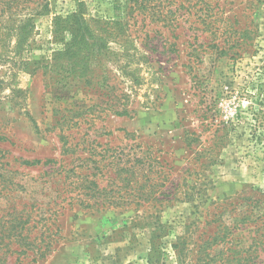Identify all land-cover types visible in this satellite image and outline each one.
<instances>
[{
	"label": "rangeland",
	"instance_id": "374dc122",
	"mask_svg": "<svg viewBox=\"0 0 264 264\" xmlns=\"http://www.w3.org/2000/svg\"><path fill=\"white\" fill-rule=\"evenodd\" d=\"M15 220L4 264H264V0H0Z\"/></svg>",
	"mask_w": 264,
	"mask_h": 264
},
{
	"label": "trees",
	"instance_id": "16d2710c",
	"mask_svg": "<svg viewBox=\"0 0 264 264\" xmlns=\"http://www.w3.org/2000/svg\"><path fill=\"white\" fill-rule=\"evenodd\" d=\"M66 20H67V26L69 28V31L72 33V43H71L70 47L67 46L65 48L66 52L69 51V49H71L72 47L81 46L83 44L86 45L87 47H89L88 43L86 42L87 41L86 40V33L89 32V27L86 24V22L83 20L82 13L80 11L74 12L73 14L68 16V18H66ZM102 43H103V41L100 42V47H104V44L102 45ZM63 119H64V116L61 115L60 120H58V123H59V121H62V124H64L63 122L65 120H63ZM132 161H133V163H132L133 165L131 166L132 168L135 167V164L142 163V160L139 158H137V159L132 158ZM129 162H130V159L126 161L127 164ZM143 164H145V161L143 162ZM116 167H118V166H116ZM129 169H130V167H129ZM118 171L122 172L125 170H122V168H121ZM26 222H27V220H24V222H21L20 220H15V224H14L15 228H11L14 230L9 231L8 236L10 235V232L12 231L13 232L12 235H17L18 240L20 242L19 244H17L18 248H16L15 250H12V251L9 248V247H11L10 246L11 242L10 243L5 242L6 231L0 230V264L5 263V257L4 256L7 254L8 251H10L11 254H16V255L23 254L22 250L20 249L21 241H23V239H24V237L21 235V229H24L23 226ZM35 239L36 238H34V240Z\"/></svg>",
	"mask_w": 264,
	"mask_h": 264
}]
</instances>
